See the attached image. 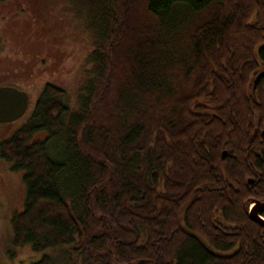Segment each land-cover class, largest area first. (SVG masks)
<instances>
[{
    "label": "trees",
    "instance_id": "obj_1",
    "mask_svg": "<svg viewBox=\"0 0 264 264\" xmlns=\"http://www.w3.org/2000/svg\"><path fill=\"white\" fill-rule=\"evenodd\" d=\"M88 2L98 46L78 109L46 82L0 141L24 171L12 243L39 255L28 264H264L241 154L264 142L242 109L264 81L252 89L264 0Z\"/></svg>",
    "mask_w": 264,
    "mask_h": 264
},
{
    "label": "rangeland",
    "instance_id": "obj_2",
    "mask_svg": "<svg viewBox=\"0 0 264 264\" xmlns=\"http://www.w3.org/2000/svg\"><path fill=\"white\" fill-rule=\"evenodd\" d=\"M94 12L88 0H0V85H17L35 97L46 82L52 83L78 109L76 96L95 69L89 61L98 46ZM30 110L28 105L21 117L0 122V141L27 121ZM23 174L0 157V264H28L39 257L29 245L11 240L12 214L25 201ZM61 249L49 253L58 256Z\"/></svg>",
    "mask_w": 264,
    "mask_h": 264
},
{
    "label": "flooded vegetation",
    "instance_id": "obj_3",
    "mask_svg": "<svg viewBox=\"0 0 264 264\" xmlns=\"http://www.w3.org/2000/svg\"><path fill=\"white\" fill-rule=\"evenodd\" d=\"M257 75L261 74L259 79L264 76V70L258 71ZM255 78L252 80V89L254 90L259 82L257 80L256 84L254 82ZM262 83V84H261ZM245 109L248 116H258L257 118L253 117L256 123H258L259 119H264V81L262 80L259 86L256 89V92L253 94V97H249L247 102L242 105V109ZM250 114V115H249ZM262 115V116H261ZM258 125H255L252 128L253 133L264 134V123L262 124V128H258ZM226 154V150H223L222 156L224 157ZM242 160L245 161L248 165L253 164L254 168H252V175L247 177L249 183L254 184L253 186L256 187L255 192L253 195H250V200L248 201V217L250 210L252 208L256 209L257 216L264 221V210L258 209L259 203L264 204V142L259 140V145H251L249 144L247 147L242 148L241 150ZM250 219V217H249ZM252 220V219H250ZM253 221V220H252ZM260 225V223L253 221ZM264 226L263 224H261Z\"/></svg>",
    "mask_w": 264,
    "mask_h": 264
},
{
    "label": "water",
    "instance_id": "obj_4",
    "mask_svg": "<svg viewBox=\"0 0 264 264\" xmlns=\"http://www.w3.org/2000/svg\"><path fill=\"white\" fill-rule=\"evenodd\" d=\"M261 74L257 75L254 82L256 83ZM28 107V93L13 85H0V122L13 121L21 117ZM260 210H264V204L259 203ZM252 208L249 213L250 219L264 225ZM75 220V219H74Z\"/></svg>",
    "mask_w": 264,
    "mask_h": 264
}]
</instances>
